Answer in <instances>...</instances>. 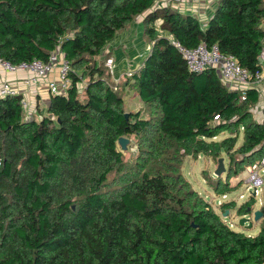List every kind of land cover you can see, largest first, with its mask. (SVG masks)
Segmentation results:
<instances>
[{
	"label": "trees",
	"instance_id": "1",
	"mask_svg": "<svg viewBox=\"0 0 264 264\" xmlns=\"http://www.w3.org/2000/svg\"><path fill=\"white\" fill-rule=\"evenodd\" d=\"M138 17L150 46L128 78L142 106L127 111L102 53ZM263 24L264 0H215L205 23L157 0H0V58L46 61L59 47L70 64L69 85L38 118L23 94L0 95V264L263 262L264 221L255 235L232 229L181 172L186 155L226 157L228 176L263 157L260 90L242 99L214 67L189 70L172 42L216 44L253 81ZM132 134L127 161L117 142Z\"/></svg>",
	"mask_w": 264,
	"mask_h": 264
},
{
	"label": "rangeland",
	"instance_id": "2",
	"mask_svg": "<svg viewBox=\"0 0 264 264\" xmlns=\"http://www.w3.org/2000/svg\"><path fill=\"white\" fill-rule=\"evenodd\" d=\"M143 28L139 23V17L135 19L132 23L126 26L123 30L118 32V34L113 38L110 44L108 43L105 47L102 56L106 53H109V56H117L118 52L113 51L118 49L119 54L122 57V64H118L114 58V67L111 70L109 83L123 96V107L127 111H134L137 108L142 106L141 101L136 96L135 90L131 87V84L128 85V78L136 65L141 61L143 54H146V49L150 46V40L147 36H140ZM139 32V34H138ZM134 38V40L132 39ZM143 38V40H142ZM145 42L147 44H145ZM128 47H132V50H127ZM130 60L129 62H127ZM109 70V69H108ZM110 72V71H109ZM79 86V96L83 97L84 92V83L78 84ZM27 101V106L29 110L25 111L27 117L35 116L38 118L40 116V111L44 109L47 105L45 102H39L35 99V95L29 96ZM37 105L40 109H37ZM261 104L258 102L254 107L253 111L256 113V117L261 118L262 114L260 113ZM241 131V130H240ZM224 133H220L218 137H222ZM128 142L126 143V148L122 149L119 144L117 148L121 151L123 159L127 161L134 160L137 156V147L136 141L137 137L132 134L126 136ZM241 139L239 138V142ZM225 170L219 175L221 177V182L219 187L224 188L228 187V191L223 193L216 192L214 187L217 185L216 180L217 176L214 174L217 160L210 158L205 155H198L197 157H192L186 155L183 158L181 164V172L191 183L193 189L197 190L199 194L202 195L207 201H209L214 210L225 220L232 229L237 231H242L248 235H255L264 221V165L259 169V176L262 179L261 189L259 192L254 195L249 193V189H246L247 185V176H248V166L244 168L243 171L239 172L237 175L228 176L226 167H227V158L224 157ZM114 177L113 174H110V178ZM214 183V187H213ZM227 183V184H226ZM253 201L252 205L246 208L245 214L238 212V207L241 203L246 200ZM224 201H234V206L228 209V212L225 216H222L223 211L221 210L220 203ZM259 209L262 212L261 217L258 220H254L253 211ZM244 217L243 223H240V219Z\"/></svg>",
	"mask_w": 264,
	"mask_h": 264
},
{
	"label": "built area",
	"instance_id": "3",
	"mask_svg": "<svg viewBox=\"0 0 264 264\" xmlns=\"http://www.w3.org/2000/svg\"><path fill=\"white\" fill-rule=\"evenodd\" d=\"M179 51L182 53L186 65L191 71H201L207 67H214L219 77L225 81L226 84L232 87L239 88L242 91L241 98H244V90L250 85H256L255 82L259 77L256 73L255 80H251V74L245 67L241 66L231 54L221 53L216 44L207 46L205 43L200 42L194 47L185 48L177 41H172ZM260 59L264 64V47L260 53ZM105 66L109 69L110 73L114 67V58L108 56L105 59ZM70 64L63 57L59 47L53 50L46 61L33 59L31 61H21L17 64L10 63L9 61L0 58V95L17 94L20 93L18 89L13 88L7 80L2 79L3 73H12L16 71H26L30 73L28 77H24V82L35 84L40 79L46 77L50 72L55 71L56 78L47 82V87L51 93H63L69 85L68 72ZM23 107L27 108L28 104L26 99L22 100ZM264 165L263 157L253 162L248 166V176L246 189L249 193L256 195L261 189L262 179L259 176V169ZM260 264H264V261Z\"/></svg>",
	"mask_w": 264,
	"mask_h": 264
},
{
	"label": "crops",
	"instance_id": "4",
	"mask_svg": "<svg viewBox=\"0 0 264 264\" xmlns=\"http://www.w3.org/2000/svg\"><path fill=\"white\" fill-rule=\"evenodd\" d=\"M157 3H158V5L169 3L174 8H177L179 10L190 12V13L194 14L201 21H203V23H205L206 18H208L212 14V10H213L214 5H215V0H157ZM263 27H264V24H263ZM138 34H139V32H138ZM143 35H142V30H141L140 36L142 37ZM132 39L134 40V38H132ZM112 40L110 42H112ZM142 40H143V38H142ZM110 42H109V44H110ZM147 43L145 42V44H147ZM132 49H133L132 47L127 48L128 51L132 50ZM147 49H146V51H147ZM113 51L118 52L117 56H114L115 61L118 62V64H122L121 61H123V60H122L121 54H119L120 51H118V49H114V50H112V53H113ZM144 55L145 54H143L142 58L144 57ZM112 57H113V54H112ZM129 61L130 60H128L127 62H129ZM141 61H142V59H141ZM141 61L136 65V67L141 63ZM29 75H30V73H28L26 71H16V72H12V73H3L2 79L7 80L13 88L18 89L20 91V93L23 94L25 99H28L29 96L34 94L36 101H37V97H38L39 102L42 101V102H45V104H48L49 98H50V93H49V89L47 87V82L56 78L55 71L50 72L46 77L40 79L39 81H37V83L32 84V85L31 84L27 85L23 81L24 77H28ZM255 84L260 90L259 103L261 104L260 113L262 114V116H261V118L259 117V120H264V106L262 103V95L264 94V65L262 66V70L260 71L259 77H258L257 81L255 82Z\"/></svg>",
	"mask_w": 264,
	"mask_h": 264
},
{
	"label": "water",
	"instance_id": "5",
	"mask_svg": "<svg viewBox=\"0 0 264 264\" xmlns=\"http://www.w3.org/2000/svg\"><path fill=\"white\" fill-rule=\"evenodd\" d=\"M124 115H125V117H127V112H125ZM127 142H128V138H126V137H124V136H120V137L118 138V142H117V143L120 145V147H121L122 149H125V148H126V143H127ZM224 170H225V165H224L223 157H219V158L217 159V165H216V168H215L214 174H215L216 176L221 175V173H222ZM227 212H228V209H225V211L222 213V216H225V215L227 214ZM261 215H262L261 210L256 209V210L253 211L254 220H258V219L261 217ZM244 219H245V218L242 217V218L240 219V223H243Z\"/></svg>",
	"mask_w": 264,
	"mask_h": 264
}]
</instances>
